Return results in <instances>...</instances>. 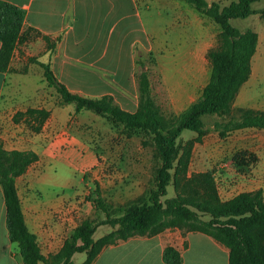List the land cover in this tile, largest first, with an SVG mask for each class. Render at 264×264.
I'll return each instance as SVG.
<instances>
[{"label": "rangeland", "instance_id": "1", "mask_svg": "<svg viewBox=\"0 0 264 264\" xmlns=\"http://www.w3.org/2000/svg\"><path fill=\"white\" fill-rule=\"evenodd\" d=\"M97 1L91 0L87 10L76 11L77 21L72 23L88 44L105 39L112 27V23L103 20L101 7L94 5ZM207 1L215 3L214 0ZM224 1L222 4L218 3L221 8L224 7L223 4L233 0ZM138 2V33L135 31L133 17H129L131 12L127 6L121 12L123 20L117 25L108 46L109 53L104 57L106 60L113 59L111 49L113 50L115 42L120 41L123 42L122 60L118 54L119 62L96 64L93 62L94 58H91L94 52L80 53L73 49L72 57L83 62H72V70L65 71L64 76L67 78L63 77L62 80L69 85L71 92L81 96L96 97L102 91L109 92L117 105L128 112H134L138 105L136 76L145 70L150 82L151 97L160 115L166 120L173 119L198 99L208 82L210 64L207 53L218 46L220 29L213 21L201 16L192 7H186L180 0L170 2L171 7L179 14L177 20L169 11L163 18H155V9H144L146 0ZM183 13L187 18L191 16V19H184L187 21L181 24ZM79 16L81 20H78ZM116 18L119 19L117 15ZM177 21L178 24L175 23ZM230 24L240 31L251 25L250 22L239 19L230 20ZM151 32L153 39L149 40L148 37L149 43L146 45L145 37ZM35 38V34L28 37L32 43ZM101 48L102 46H98V51ZM95 55H99V52ZM56 70L60 71L59 65ZM161 71L164 72L167 83L163 81ZM103 75L105 87L97 86V79ZM31 81L30 84L35 85L37 79L34 77ZM43 86L49 88L47 84ZM45 91V98L60 108L59 96L54 95L56 99L53 98L55 91ZM50 92L54 93L50 95ZM67 106L70 107V112L61 110L66 113L62 112L63 116H60L65 119L66 125V135L63 138L71 143L62 149L60 157L45 170L42 178L46 187L62 192L73 191L76 207L69 215L72 219L70 227L74 228L68 229L66 237L70 236L82 220L94 217V207L92 203L86 202V198L95 189V184L99 185L105 201L113 207L125 206L139 199L146 202L147 196L155 190V175L160 164L158 145L149 132L115 126L105 117L90 111L75 114L73 105ZM233 108L264 112V45L259 46L252 58L250 78L241 87ZM221 120L216 116L202 118L207 132L200 142H195L196 134L190 131L182 133L178 141L179 159L172 170L173 177L167 188V195L161 199L163 203L166 199L182 196V177L189 178L206 172L212 173L218 195L223 201L258 189L262 190L264 196V131L240 130L229 133L223 139L213 129V124ZM188 142H193V145L187 147ZM188 150L190 157L185 166L180 162V157ZM78 202L80 203L77 204ZM83 203L86 204L84 210L81 209ZM111 216L120 215L112 213ZM100 217L104 218L102 215ZM201 219L208 221L210 217L202 215ZM110 231L108 225L100 226L93 239L96 241ZM85 259V254H78L74 264H82Z\"/></svg>", "mask_w": 264, "mask_h": 264}, {"label": "trees", "instance_id": "2", "mask_svg": "<svg viewBox=\"0 0 264 264\" xmlns=\"http://www.w3.org/2000/svg\"><path fill=\"white\" fill-rule=\"evenodd\" d=\"M180 1L217 24L220 34L218 46L207 53L210 64L208 82L198 99L173 119L166 120L160 115L152 100L145 70L136 76L137 108L128 112L121 109L111 96L89 98L70 93L57 81L47 64L38 63L47 86L60 98L59 106L73 105L75 114L90 111L115 126L149 132L158 145L160 164L155 175V190L150 192L146 202L139 199L113 207L105 201L99 185L95 184V189L86 198V202L94 207V217L82 220L55 255L44 257L35 235L25 226L15 187L16 179L24 175L38 157L33 152H8L0 146V189L5 207V228L9 242L18 246L23 264H73L71 259L75 254H85L82 264H92L104 248L134 237H154L174 228L211 237L228 250L229 264H264L262 190L243 192L223 201L212 173L206 172L182 177V196L166 199L164 203L161 200L172 182L182 133L190 131L196 134L195 142H200L207 132L203 117L222 119L213 124V129L223 139L240 130L264 131L263 111L233 108L241 87L250 78L258 38L250 29L240 31L234 28L230 20H244L255 14L251 6L259 0H237L222 8L218 3L208 4L205 0ZM25 16V10L0 0V73L7 71L15 45L22 39ZM46 41L48 49L52 50L54 45ZM48 117L49 112L44 109H28L16 113L13 122L22 121L31 132L38 133ZM192 145L193 142L187 143V147ZM189 157V150L183 152L180 162L186 166ZM112 213L120 216L112 217ZM202 215L209 216L210 220H202ZM105 225L111 231L95 241L93 235L97 228ZM162 260L165 264L182 263L180 254L171 247L163 250Z\"/></svg>", "mask_w": 264, "mask_h": 264}, {"label": "crops", "instance_id": "3", "mask_svg": "<svg viewBox=\"0 0 264 264\" xmlns=\"http://www.w3.org/2000/svg\"><path fill=\"white\" fill-rule=\"evenodd\" d=\"M4 1L25 10L26 16L21 29L22 39L15 45L7 71L0 73V146L8 152H33L38 157L26 173L16 179L15 187L25 226L30 233L35 235L41 255L48 257L55 255L61 249L66 239V232L68 229L74 228L70 227L72 219L69 214L75 210L76 205L73 202V191L62 192L52 187H46L42 183L45 170L52 166L56 158L60 157L62 149L67 148L71 143V141H67V138H63V135H66V131H64L66 125L65 119L62 117L63 111H61L67 110L68 113L70 107L67 105L59 106L60 108L55 107L45 98L47 93L45 90L52 88L43 86L46 83L43 82V70L38 63L47 64L57 81L64 85L70 93L76 94L71 92L69 85L62 80L63 77L67 78L66 75L64 76V72L72 70V62H83L81 59L72 57V50L77 49L80 53L83 51L94 52L91 58H94L93 62L96 64L122 60L123 42L120 41L115 42L113 50L111 49L114 58L106 60L104 57L109 53L108 46L117 25L123 20L121 12L127 6L131 12L129 17H133L135 31L138 33L139 2L138 0H98L97 3H94L101 7L100 11L104 14L103 20L112 23V27L105 39L88 44L80 35V30L75 29L72 23L77 21L76 11L87 10L91 0ZM205 1L210 4L207 0ZM170 2L171 0H146L144 9L148 11L152 8L155 9V18H163L169 11L172 13V17L177 20L179 14L171 7ZM213 2L225 1L214 0ZM231 2H237V0L225 3L223 6H228ZM251 8L255 14L244 19L251 25L243 31L250 29L257 34L258 50L260 45H264V13H262L264 12V0L252 4ZM116 15L119 19L116 18ZM182 16L184 17L180 20L181 24L187 21L184 19H188V21L191 19V16L187 18L184 13ZM81 19L79 16L78 20ZM178 22L175 23L178 24ZM160 30L163 32L162 28ZM31 34L36 36L33 43L28 39ZM148 39H153L152 32L145 37L146 45L149 43ZM46 40L50 45H54L52 50L48 49ZM135 41L136 38L133 43ZM98 46H102L99 51ZM98 52L99 55L96 56L95 54ZM86 59L88 60V58ZM58 65L60 71L57 72ZM101 69L105 72V69ZM161 74L163 81L167 83L164 72L161 71ZM34 77L37 79L35 85L30 84ZM102 85L105 87L104 75L97 79V86ZM53 91L55 90L53 89ZM52 93L54 92H50V95ZM55 93L53 94L54 99H56L54 95H57ZM97 96L82 97H113L111 93L105 91ZM113 99L115 101L114 97ZM28 109H44L49 112L48 119L37 134L31 132L22 121L13 122L16 113L25 112ZM0 197L2 199L0 203V264H23L18 246L10 243L7 237L1 189ZM228 199L225 198V200ZM85 205L83 203L81 206L82 210L85 209ZM166 247H171L180 254L181 264H229L228 250L211 237L200 233H183L177 229L165 230L154 237H134L104 248L92 264H165L162 260V252ZM77 255L75 254L71 259L73 264Z\"/></svg>", "mask_w": 264, "mask_h": 264}]
</instances>
